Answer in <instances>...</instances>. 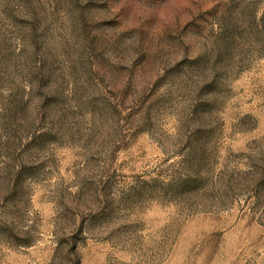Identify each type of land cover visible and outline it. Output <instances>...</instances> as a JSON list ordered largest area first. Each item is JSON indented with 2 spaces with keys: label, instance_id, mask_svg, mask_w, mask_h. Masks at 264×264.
<instances>
[{
  "label": "rangeland",
  "instance_id": "obj_1",
  "mask_svg": "<svg viewBox=\"0 0 264 264\" xmlns=\"http://www.w3.org/2000/svg\"><path fill=\"white\" fill-rule=\"evenodd\" d=\"M0 264H264V0H0Z\"/></svg>",
  "mask_w": 264,
  "mask_h": 264
}]
</instances>
